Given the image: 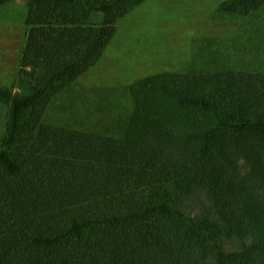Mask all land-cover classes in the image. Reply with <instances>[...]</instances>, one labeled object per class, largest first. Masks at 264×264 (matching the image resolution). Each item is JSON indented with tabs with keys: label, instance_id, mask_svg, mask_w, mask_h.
Segmentation results:
<instances>
[{
	"label": "trees",
	"instance_id": "1",
	"mask_svg": "<svg viewBox=\"0 0 264 264\" xmlns=\"http://www.w3.org/2000/svg\"><path fill=\"white\" fill-rule=\"evenodd\" d=\"M23 1L22 92L0 87V264H264V74L138 79L117 138L51 125L147 0Z\"/></svg>",
	"mask_w": 264,
	"mask_h": 264
},
{
	"label": "rangeland",
	"instance_id": "2",
	"mask_svg": "<svg viewBox=\"0 0 264 264\" xmlns=\"http://www.w3.org/2000/svg\"><path fill=\"white\" fill-rule=\"evenodd\" d=\"M227 0H147L117 23L99 63L51 104L47 123L120 137L132 110L127 89L162 72L200 75L233 71L264 74V7L246 15L220 10ZM23 0L0 7V87L17 81L24 40ZM8 107L0 102V139Z\"/></svg>",
	"mask_w": 264,
	"mask_h": 264
}]
</instances>
